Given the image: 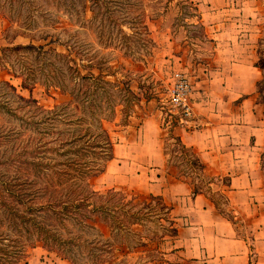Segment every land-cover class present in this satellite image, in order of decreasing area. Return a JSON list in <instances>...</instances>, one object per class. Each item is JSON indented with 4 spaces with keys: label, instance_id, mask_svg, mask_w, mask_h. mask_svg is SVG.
Returning a JSON list of instances; mask_svg holds the SVG:
<instances>
[{
    "label": "trees",
    "instance_id": "1",
    "mask_svg": "<svg viewBox=\"0 0 264 264\" xmlns=\"http://www.w3.org/2000/svg\"><path fill=\"white\" fill-rule=\"evenodd\" d=\"M14 3L8 13L2 5L0 15L17 21L23 36L30 35L26 30L51 26L55 11L76 14L78 18L71 21L83 29L90 23L105 48L116 39L122 41L119 48L125 58L143 60L158 46L146 22L143 0ZM88 11L92 12L89 19ZM79 34L72 29L69 39L58 38L68 52L33 43L0 47L1 68L21 78L22 88H34L38 76H43L47 92L54 88L69 96L66 102L45 108L35 98L17 94L22 100L17 108L31 107L35 114L16 113L19 124L0 132L4 147L0 151V264L22 263L38 243L70 264H119L115 246L129 247L127 239L135 235L139 236L135 245L143 244L147 221H166L159 223L162 236L175 232L172 208L160 197L141 198L116 188L97 190L93 185L114 157L105 122L121 115L120 124L127 125L140 98L130 82L111 79L118 71L102 65L104 56L77 49L71 37ZM11 57L18 68L7 63ZM176 144L186 173L194 172L202 182L214 181L189 147L180 140ZM98 224L110 229L109 237Z\"/></svg>",
    "mask_w": 264,
    "mask_h": 264
},
{
    "label": "crops",
    "instance_id": "2",
    "mask_svg": "<svg viewBox=\"0 0 264 264\" xmlns=\"http://www.w3.org/2000/svg\"><path fill=\"white\" fill-rule=\"evenodd\" d=\"M188 2L197 11L190 23L199 22L209 42L208 52H199L201 60L183 68L192 83L193 116L187 124L172 122L162 115L164 107L145 101L146 113L135 110L125 125L124 157L117 168L112 164L120 175H106L108 185L96 189L154 195L170 206L175 232L162 242L166 256L195 264H264V98L259 86L264 0ZM3 23L0 17V42ZM147 24L157 41L161 25L153 29L149 19ZM176 140L196 154L214 181L185 172ZM114 158L115 147L104 172Z\"/></svg>",
    "mask_w": 264,
    "mask_h": 264
},
{
    "label": "rangeland",
    "instance_id": "3",
    "mask_svg": "<svg viewBox=\"0 0 264 264\" xmlns=\"http://www.w3.org/2000/svg\"><path fill=\"white\" fill-rule=\"evenodd\" d=\"M11 3H14V0H0V7L3 5L4 12L8 13ZM143 4V8L146 11V22L149 19L150 26L153 29L161 25L163 31L159 33L164 34H160L157 41L155 40L158 46L153 50V55L143 57V60L125 58L123 56V49L119 48L122 44V41L119 39L113 41L110 47H103L98 41L95 27L90 26V23L86 24V28L83 29L78 25H74V21H71L78 18L76 14L70 16L64 12L58 13L55 11L52 12L55 20H52L54 22L51 26H41L33 30H26L30 34L29 36L20 35L23 29H21V25L17 21L12 22L8 17L0 15L4 20V23L1 25L3 37L0 45L2 44L1 47H12L14 45L33 43L37 46L44 45L45 49L53 46L58 51L68 52V49L61 45L59 40L69 39L70 30H78L80 34L71 37V41L74 42L77 49L84 53L87 52L89 55L97 54L98 57L104 56L106 59L103 60L102 65L110 66L118 71L117 76L111 77V79L115 80L118 78L130 82L131 87L140 98L134 105V111L138 110L140 113H146L145 109H148V106H146L145 101L153 100L151 107L154 104L164 107L163 110L165 112L162 115L166 118L169 110L166 97L167 87L173 72L184 71L183 68L186 63L201 60L202 57L199 52H208L209 49L206 50V48H209V42L202 34L200 23H196L195 21L190 23V19L188 18L195 16L197 11L196 7L190 4L188 0H143ZM91 15L92 12L88 11L86 18H91ZM53 16L51 17L53 18ZM168 28L170 29V33L168 32L165 35ZM16 31L18 34H16ZM259 43V63L264 71V37ZM191 50H194V52H191ZM139 51L142 52V49H139ZM8 60L7 63L16 64L17 68L19 67L15 57H11ZM96 72L98 71L96 70ZM38 80L39 82L34 88L24 89L21 87V78L8 73L0 65V132L19 124V119L15 115L16 113L19 112L25 116L35 114L31 107H26L24 110L17 108L22 103L17 94H21L25 99L35 98L38 104L45 108H53L55 105L66 102L69 99L68 95H64L54 88L50 92H47L43 84V76H38ZM10 84L14 85L17 91L13 90ZM259 86L264 98V77L260 81ZM148 96H150L149 100H147ZM139 105H142L143 111L139 109ZM120 122L121 115H118L114 121L105 122V126L114 143L115 158L111 162L109 170L100 173L93 180V185L97 189H103L108 185L105 179L106 175L110 174L114 177L120 175L119 171H115L112 168V164L117 168L120 159L124 157L121 154L125 152L124 148L128 140L127 128L125 125H121ZM129 132L131 134L134 130L129 129ZM173 142L174 140L171 139L168 141L170 143V150L176 148L174 146L172 149ZM3 148L0 145V151ZM160 222L168 224L166 221H158L156 218L146 222L145 230L143 231L144 237L142 238L143 244L135 245L139 237L135 235L128 237L129 247L127 245L115 246V254L118 262H120L119 264H195L188 261H178L173 255L166 256V253H169L162 249L164 248L163 241L173 236L174 231L162 236V234L158 233L162 231ZM99 230L105 237L110 236V231L106 227H99ZM156 232L159 235L155 234ZM40 246L41 244L38 243L31 248L28 257L20 264H70L69 261L62 259L56 253L47 254L43 252Z\"/></svg>",
    "mask_w": 264,
    "mask_h": 264
},
{
    "label": "built area",
    "instance_id": "4",
    "mask_svg": "<svg viewBox=\"0 0 264 264\" xmlns=\"http://www.w3.org/2000/svg\"><path fill=\"white\" fill-rule=\"evenodd\" d=\"M192 83L185 71H174L167 87L168 118L179 124H187L193 116L191 98Z\"/></svg>",
    "mask_w": 264,
    "mask_h": 264
}]
</instances>
